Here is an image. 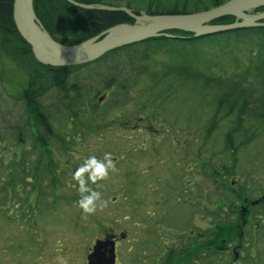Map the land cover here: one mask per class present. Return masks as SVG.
Returning <instances> with one entry per match:
<instances>
[{
  "label": "rangeland",
  "instance_id": "1",
  "mask_svg": "<svg viewBox=\"0 0 264 264\" xmlns=\"http://www.w3.org/2000/svg\"><path fill=\"white\" fill-rule=\"evenodd\" d=\"M110 1L119 6L127 2V0ZM151 1L154 0H133V5L140 13L146 12L143 3L146 5ZM129 21L133 22V19L125 22ZM198 47L201 52L199 56L188 57L187 60L208 75L202 76L200 73L199 78L184 81L180 76L176 77L165 71L167 63H177L179 57L174 53L161 55L157 58L156 67L141 78L135 89L130 91L132 101L125 106L115 108L108 114L109 123L106 124V128L96 126V130L83 140L81 146L65 151L62 155L57 150L53 151L49 165L51 169L54 170L56 160L55 166L58 169L67 168L69 173L61 185L57 183L56 196L46 198L49 202L53 200L56 202L53 206L45 208L44 213L34 224L25 222L20 224L17 220L10 221L0 214V264H56V257L60 255L67 257L69 264H86L88 240L100 234L97 231L99 227L103 230L109 227L117 231L128 230L131 233L126 205L129 201L126 202L123 189L133 186L127 185L125 177L134 168L137 170L133 172L137 175L135 177L137 185L141 186L137 192H140L143 186L148 187L150 184L152 186L148 188V192L151 193L162 183H182L189 179L197 186V193H202L203 197L207 189L212 190L213 193L220 190L218 183H221L219 180L222 179L225 171L218 177L214 173L216 177L214 179L203 165L205 162L195 159L194 153L198 151L200 145L202 149H209L213 164L223 162H228L229 166L233 164L230 177L233 176L232 180L240 181L239 188L245 191L243 198L253 195L258 197L264 193V129H262L264 127H261L264 125H260L258 120L256 122L251 120L252 130L257 129L258 125L262 131L256 139L246 141L247 143L242 145L243 147L240 146L241 148L236 147L239 146L236 137L235 147L238 153L234 164L229 158L230 150L226 148L225 138L231 127L232 117L222 116L216 103L220 91L216 86L206 84L207 76L211 73L221 75L229 85L237 82L243 84L244 81L254 80L255 77L258 80L259 77L264 79V39L259 34L243 35L242 40L236 39L234 35L220 36L210 42L199 43ZM25 60L27 70L35 75L44 73L36 59L28 56ZM8 67L10 68V64ZM32 79L36 81L34 75ZM202 133H206L209 138L205 143L200 137ZM192 135L196 137L192 138L193 143L190 139ZM23 138L15 145L9 140L0 139V162L3 160L8 162L11 158L17 159L23 152H28L30 138L27 141ZM194 143L195 147L192 146ZM43 147L47 146L43 145ZM130 150L133 153L128 156L127 151ZM105 153L112 154L118 172L111 173L110 179L102 182L104 187L99 190L103 199L108 201V206L114 209L105 208L85 219L82 218V210L78 205L80 199L78 186L72 179V174L75 172L74 163L79 165L90 155L103 158ZM187 167L192 168V171L186 172ZM143 169L148 170L147 174H150L146 178L142 177L145 172L140 173ZM59 176L62 177V170ZM159 179L162 183L158 182ZM162 188L167 190L163 185ZM142 191H146V188ZM19 193L24 191L20 190ZM134 197L140 200L142 194ZM203 197L195 203V208L199 209L202 216L194 223L188 221L190 215L186 214L189 210L185 207L176 210L178 213L170 219L177 220L172 224L173 227H177L174 230L170 227L169 220L163 224L153 222L146 224L138 220L136 225L140 233L139 242L136 247L132 244L131 236L125 239L122 245L123 264H185L187 249H190L191 242L196 243L195 247L201 241L199 230L213 225L211 222L213 216L209 214V207L213 209L214 206L209 204V197L206 195ZM206 206L208 208H205ZM11 209L12 207L8 208L9 211ZM109 212H113L109 217L116 216L119 220L118 224L109 221L107 218ZM86 224H89L87 231H85ZM190 226L195 232L190 231ZM180 229H182L181 233L185 231L186 233L178 242H174L178 236L175 233ZM219 229L221 230V227L214 228L211 235L207 231L203 237L207 240V245L219 241L218 247L224 249L222 242L226 237L218 232L217 238ZM189 234L195 238H191ZM183 242L185 245L183 249H177L176 244ZM131 244L132 249H130ZM262 245L264 256V238ZM260 251V246H257L245 256L252 258L256 255L259 258ZM252 264H259V260L256 263V259H253Z\"/></svg>",
  "mask_w": 264,
  "mask_h": 264
},
{
  "label": "trees",
  "instance_id": "2",
  "mask_svg": "<svg viewBox=\"0 0 264 264\" xmlns=\"http://www.w3.org/2000/svg\"><path fill=\"white\" fill-rule=\"evenodd\" d=\"M78 1L119 6L110 0ZM226 1L228 0H154L143 5L144 10L152 15L164 12L186 14L208 10ZM13 3L14 0H0V139L9 140L15 145L25 136L23 139L27 141L30 138L31 144L27 148L28 152H23L17 159L11 158L8 162L4 160L0 162L2 202L0 214L10 221L17 220L18 223L36 222L37 217L44 213V209L56 202L55 200L49 202L46 198L56 196L57 183L61 185L69 173L67 168L58 169L55 166L56 160L54 170L51 169L49 165L53 151L57 150L62 155L65 151L81 146L83 140L96 130V126L106 128V124L109 123L108 114L132 101L130 91L135 89L141 78L156 67L159 56L171 53L178 56L177 63H167L165 71L187 81L199 78L200 73L202 76L208 75L187 60L188 57L199 56L201 53L199 43L204 44L220 36L231 35L242 40L243 35L259 34L264 39V25L222 31L198 38L194 37L193 32L169 30L168 32L178 36L172 38L162 35L123 45L105 53L99 59L80 65L53 67L44 65L36 59L44 73L35 75L26 68L25 58L35 57L31 45L16 27ZM33 5L42 25L52 37L66 45L79 44L110 26L132 20L123 11L86 9L75 6L68 0H34ZM124 6L140 13L133 5V0H127ZM263 9L264 6L256 11ZM235 20L236 17L233 15L222 16L212 23H230ZM33 75L36 81H33ZM206 84L219 89L220 96L216 103L222 116L232 117L231 127L225 138L226 148L230 150L229 158L235 164L238 153L236 147L241 148L246 141L256 139L264 129H259L257 125V129L252 130L251 125V120L255 122L258 120L260 125H264V79L259 77L258 80L255 77L254 80H246L243 84L237 82L229 85L221 75L211 73L207 76ZM194 137L191 136V142ZM200 137L204 139L203 143L209 139L206 133H202ZM236 137L239 146L235 147ZM192 146L195 147V143ZM127 153L131 156L133 152L130 150ZM194 155L195 159L205 162L203 165L213 176L214 173L218 177L223 171L228 172L223 173L222 179L219 180L221 183L218 185L221 189L216 190L218 195L210 190L204 197L205 195L209 197V204L215 206L212 207L215 209L212 213V222L217 228L221 227V230H217V238L219 232L226 237V242L233 239L236 242L242 241L243 230L231 216L238 214L234 208L238 200L243 199L245 191L240 190V181L232 180L233 176L230 177L233 164L231 166L228 162L213 164L209 149H202L201 145ZM79 165L74 163L75 170ZM60 170L64 178L59 176ZM135 171L136 168L125 177L127 185H133L123 189V194L126 200L128 199L126 202L141 188L137 185L135 179L137 175L133 173ZM143 171L144 169L140 170V173ZM20 190L24 193H19ZM202 197V193L199 192L198 200H202ZM10 207L13 212L8 210ZM224 207H229V213L225 216L222 214ZM207 229L199 230L201 241L195 247L196 243L191 242L192 247L187 249L186 253V264H229L234 252L227 246L225 249L219 247V251H216L211 245H207L203 234L208 231L211 235L212 231L209 226ZM249 249L248 252H244L249 253Z\"/></svg>",
  "mask_w": 264,
  "mask_h": 264
},
{
  "label": "water",
  "instance_id": "3",
  "mask_svg": "<svg viewBox=\"0 0 264 264\" xmlns=\"http://www.w3.org/2000/svg\"><path fill=\"white\" fill-rule=\"evenodd\" d=\"M34 0H14L13 17L21 36L31 45L35 59L44 65L53 67L80 65L101 58L105 53L142 42L145 39L166 35L176 38L169 30H182L194 33L198 38L202 35L220 33L233 29L250 28L264 25V10L262 13H250L256 8L264 6V0H228L208 10L194 13H137L127 6L111 4L83 3L68 0L75 6L86 9L123 11L134 21L121 22L110 26L100 34L90 37L79 44H64L56 40L44 27L36 15ZM234 15L235 22L215 24L212 21L222 16ZM114 241L99 240L89 255V264H117Z\"/></svg>",
  "mask_w": 264,
  "mask_h": 264
},
{
  "label": "flooded vegetation",
  "instance_id": "4",
  "mask_svg": "<svg viewBox=\"0 0 264 264\" xmlns=\"http://www.w3.org/2000/svg\"><path fill=\"white\" fill-rule=\"evenodd\" d=\"M190 136V135H189ZM192 168L187 167L185 169L186 172H190ZM192 171V170H191ZM145 172V175L143 178L148 177L150 174L148 173V170H144L142 173ZM191 177V176H190ZM193 179V178H192ZM154 182V181H152ZM158 182L162 183V180L159 179ZM194 184V183H193ZM192 182L189 181H183L182 183H162L161 186H157L155 191H152L151 193L148 192V188L152 186L151 184L148 187L143 186V188L140 190V192H137L135 195L142 194V197L140 200L136 199L133 195L129 198V202L126 204L128 207L129 214L127 215L128 223L131 226V233H129L128 230H114L109 227L107 230H103L101 227L98 228V233L100 234L94 238L88 240V246L86 251V264H89V255L92 254L94 247L96 243L99 240L104 241H114L115 243V252H116V261L117 264H123L121 261L122 259V245L125 239L128 237H132V244L133 246L136 245L139 242V229L136 225V222L143 221L144 223H164L168 220L171 222L172 229H177V227H173L172 224H174V221L170 220L171 218H174V214L178 213L176 210L188 208V212L186 215H190L188 221L195 222L197 218H200L199 209L195 208V203L198 200V193H197V186L193 185ZM199 184V182L197 183ZM163 187H166L167 190L163 189ZM144 188H146V191H142ZM205 190V192H207ZM204 192V193H205ZM128 200V199H127ZM126 200V201H127ZM249 202V205H248ZM215 207V206H214ZM110 209H114V207H107ZM229 208V207H228ZM227 207H224V211L222 212L223 216L227 215L229 213ZM215 209H209V214H212ZM237 211L238 214H234L231 217L234 218V221L236 224H238L239 228H241L242 231V241L236 242L235 239L230 240L229 242H226V240H223L222 247L224 249L227 248L232 250L234 252V257L230 260L229 264H252L253 259H256V263L259 260V264H264V256H263V245H262V238H264V193H261L258 195V197H255L254 195L248 198H243L242 200H238L237 205L234 208V211ZM235 211V213H236ZM113 212H109L108 219L110 222L114 224H118L119 220L116 219V216L111 215ZM250 216V217H249ZM39 218L37 217V220ZM36 221V220H35ZM212 222V220H211ZM213 225H210L209 227L213 230L214 228H217V225L212 222ZM34 224V223H32ZM194 227H196L194 224H192ZM89 224L85 225V231L88 230ZM168 230V229H167ZM181 230H178L175 234H178L177 239L174 242H178L179 238L183 236L185 233H181ZM190 231L195 232V229L190 226ZM191 238H195L193 235L189 234ZM185 237V236H184ZM132 244L131 248L132 249ZM174 245L176 243H173ZM211 247H213L216 251H219V241L215 242L213 244H210ZM184 242L181 244H176L177 249H183ZM250 246V247H249ZM257 246H260L261 248V257L257 258L256 255H253L255 257L251 256H245V252L249 253L252 248H256ZM192 247V246H191ZM245 251V252H244ZM186 264V263H185ZM188 264V263H187Z\"/></svg>",
  "mask_w": 264,
  "mask_h": 264
},
{
  "label": "clouds",
  "instance_id": "5",
  "mask_svg": "<svg viewBox=\"0 0 264 264\" xmlns=\"http://www.w3.org/2000/svg\"><path fill=\"white\" fill-rule=\"evenodd\" d=\"M116 172L118 169L112 154L105 153L103 158H98L96 155L84 158L72 174V179L78 186L77 191L80 196L78 205L82 210V218L86 219L108 207V201L103 199L99 189L104 187L102 182L109 180L110 174ZM93 185L96 187L94 188ZM56 264H69V259L62 255L57 256Z\"/></svg>",
  "mask_w": 264,
  "mask_h": 264
}]
</instances>
